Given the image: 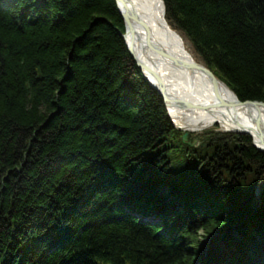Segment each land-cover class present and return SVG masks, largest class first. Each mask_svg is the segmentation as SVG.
<instances>
[{
  "label": "trees",
  "instance_id": "1",
  "mask_svg": "<svg viewBox=\"0 0 264 264\" xmlns=\"http://www.w3.org/2000/svg\"><path fill=\"white\" fill-rule=\"evenodd\" d=\"M11 1L0 0V264L263 260L264 206L253 212L240 186L250 169L264 182V153L250 137L204 140L224 151L205 157L195 177H219L205 194L177 185L180 173L163 182L168 195L157 193L142 154L173 127L126 49L115 0ZM162 1L195 58L239 100L264 102V0ZM233 168L238 179L223 172ZM126 208L158 213L166 230L155 236L162 226L138 224ZM243 221L225 247L206 251L199 240Z\"/></svg>",
  "mask_w": 264,
  "mask_h": 264
},
{
  "label": "bare ground",
  "instance_id": "2",
  "mask_svg": "<svg viewBox=\"0 0 264 264\" xmlns=\"http://www.w3.org/2000/svg\"><path fill=\"white\" fill-rule=\"evenodd\" d=\"M120 3L123 6L121 8L134 20L133 37L127 39L132 58L145 63V77L159 92L145 79L150 88L158 95L161 92L166 96L167 108L159 95L171 118L170 122L183 132H198L218 125L225 132L248 133L256 147L264 151V108L260 105L247 107L232 104L236 98L231 90L221 81L215 80L210 71H205L207 68L203 70L199 67L200 64L186 49L180 34L168 25L163 1L120 0ZM146 35L152 41L153 49L145 46ZM223 232H213L206 240L216 241L218 246L225 247L224 238L241 236L233 227L232 231ZM208 243L206 251L213 242ZM256 251L264 253L260 248ZM258 257L261 255L249 262L264 264V258L261 260ZM217 260L213 258L205 264H217ZM195 264L204 263L200 259Z\"/></svg>",
  "mask_w": 264,
  "mask_h": 264
},
{
  "label": "rangeland",
  "instance_id": "3",
  "mask_svg": "<svg viewBox=\"0 0 264 264\" xmlns=\"http://www.w3.org/2000/svg\"><path fill=\"white\" fill-rule=\"evenodd\" d=\"M10 2H12L11 0H9ZM175 31V30H174ZM176 32V31H175ZM183 39V38H182ZM186 49L192 54L190 45L183 39ZM126 45V43H125ZM127 49V46H126ZM128 50V49H127ZM194 57V56H193ZM197 63L200 64V67L202 68H206L204 66V64L198 59L195 58ZM208 70V69H205ZM209 71V70H208ZM216 77V76H215ZM217 78V77H216ZM218 79V78H217ZM169 120H171V118L169 117V114L167 113ZM172 125V134L161 138L162 140H160V145H159V141L156 142L155 145V149H153L154 147L146 150V153H143V159H142V166H140L142 168V170L145 172V174L148 176V178H152V176H156L157 181H161V183H158L153 189H155V191H157V193H165V195H168L170 192L169 189V185L164 184L163 182H167L172 180V175L174 176V174H178L180 173L182 175V177H176L175 182L177 185H192L195 184L199 187V192L202 195L203 188H208L209 186H213L212 182H215L216 180H212L217 177V174L215 171H212V175L210 174L211 172H209V170L205 171L204 175L206 177L205 181H201V180H197L195 179V177L197 178L202 177V172H201V164H205L204 160L205 157L213 160L215 155L218 154H224L223 148H217V144L211 145L210 142H206L204 140L210 139L211 137H222V136H231L234 137V135H243V136H248L245 134H237V133H230V132H225L224 130H222L218 125L209 127V128H205L203 130H200L198 132H183L181 130H178L176 125L174 123H171ZM187 133V138L186 141L183 142V136L184 134ZM249 137V136H248ZM251 139V138H250ZM231 138L228 139V141H230ZM204 141V142H203ZM215 141V140H214ZM186 143H190L191 145H188ZM220 143V145L224 144ZM253 143V142H252ZM215 144V143H214ZM254 145V144H253ZM231 147V146H230ZM257 151L258 149L256 147H254ZM208 149L209 153L206 152H202L203 150ZM218 151V152H217ZM229 151V150H228ZM163 152V153H162ZM194 152V153H193ZM260 152V151H259ZM193 153V154H192ZM197 155L199 156V158H195L193 155ZM158 155V156H157ZM162 159H165L162 160ZM160 160L163 161V164L160 168H158V165L160 163ZM237 163H239V161H237ZM185 164H189V173L185 171H183L182 169H184V165ZM210 168V167H208ZM219 169H221L222 167L219 166ZM250 166L246 165L245 168L240 169V170H244L246 169L249 170ZM224 173H227L228 177H231L232 179H238L237 177H239L241 174L239 173L240 171L238 170V168H233L231 170H227V171H223ZM250 173L251 175L245 179L247 182L246 183H242L240 182V186L243 188L244 193L247 194V200L250 201V205H248V207L255 212L256 210L261 209V206L264 205V182L258 181L255 178V174H254V169H250ZM264 175V169H259V171L257 172V175L260 176V174ZM180 175V176H181ZM233 175V176H231ZM243 175V173H242ZM237 176V177H236ZM191 177V178H189ZM194 177V178H193ZM212 181V182H211ZM199 183V184H198ZM175 185V184H174ZM213 188V187H212ZM196 195V193H192L191 198H194ZM250 195V196H249ZM207 201H209V197L206 196ZM215 197V196H214ZM214 199H212L213 201ZM169 202V200H168ZM210 202V201H209ZM215 203L218 204V202L215 201ZM174 208L176 210H178L179 213L183 214L185 213L182 206L179 205V203L175 204ZM243 222H239L237 225L233 226V228L238 229L243 225ZM205 233H198V237H200L201 239L204 238ZM209 234V233H208ZM208 234H205V236H208ZM200 240V242L202 244L205 245H209L208 242H214L213 240ZM193 240V246L198 248L201 245H199V240L196 241L194 239ZM207 242V244H206ZM259 242L261 244H264V237L261 238L259 240ZM240 258V255L237 257ZM257 260V259H256ZM259 261H257L258 263ZM256 263V262H255Z\"/></svg>",
  "mask_w": 264,
  "mask_h": 264
},
{
  "label": "water",
  "instance_id": "4",
  "mask_svg": "<svg viewBox=\"0 0 264 264\" xmlns=\"http://www.w3.org/2000/svg\"><path fill=\"white\" fill-rule=\"evenodd\" d=\"M115 3H116V7H117V10H118V12H119V14H120V16H121V18H122V20H123V23H124V33L122 34V37H123V39H124V42L126 43V46H127V49H128V51H129V53H130V55L133 57V55H132V51L130 52V50H131V48H130V46L127 44V39H128V37H133V35H132V26H133V22H134V20L133 19H131L129 16H128V13L125 11V9H122L121 8V6H122V4L120 3V0H115ZM123 7V6H122ZM144 44H145V46L147 47V48H151V49H153V43H152V41L150 40V38H149V36L148 35H146V38H145V40H144ZM134 58V57H133ZM134 61H135V63H136V65H137V67H138V69L140 70V72L142 73V75L145 77V72H146V70H145V66H144V64L145 63H143V61L142 60H136V59H134ZM142 61V62H141ZM145 62V61H144ZM196 66V65H195ZM199 67H200V65H199ZM202 68V67H201ZM203 70H204V68H202ZM205 71H208V70H205ZM209 72V71H208ZM212 74V73H211ZM210 74V75H211ZM212 76H214V75H212ZM214 78H215V80H219V79H217L215 76H214ZM144 79H146V77L144 78ZM147 81H148V79H146ZM220 81V80H219ZM222 82V81H221ZM148 83H149V85L151 86V87H153V88H155L157 91H158V88H156L152 83H150L149 81H148ZM223 83V82H222ZM159 92V91H158ZM231 93L235 96V102H233L232 104L233 105H236V106H241V105H243V106H247V107H256V106H258V105H260L261 107H263L264 108V102H258V101H251V100H245V101H241V100H239L238 98H237V96L231 91ZM159 95L163 98V101H164V104H165V106H166V108H167V104H166V96L164 95V94H162L161 92L159 93ZM235 133H237V134H245V133H243V132H235ZM259 135H260V133H258ZM245 135H248L250 138H252V136L250 135V134H248V133H246ZM186 138H187V133H185L184 134V136H183V142H185L186 141ZM252 140V139H251ZM253 142V141H252ZM254 144V143H253ZM191 145V144H190ZM254 146L256 147V145L254 144ZM257 148V147H256ZM258 149V151H261V152H263L264 153V151H262V150H260L259 148H257Z\"/></svg>",
  "mask_w": 264,
  "mask_h": 264
}]
</instances>
